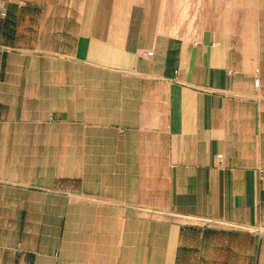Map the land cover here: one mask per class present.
<instances>
[{
  "label": "crops",
  "instance_id": "1",
  "mask_svg": "<svg viewBox=\"0 0 264 264\" xmlns=\"http://www.w3.org/2000/svg\"><path fill=\"white\" fill-rule=\"evenodd\" d=\"M0 8V264H264V0Z\"/></svg>",
  "mask_w": 264,
  "mask_h": 264
},
{
  "label": "rangeland",
  "instance_id": "2",
  "mask_svg": "<svg viewBox=\"0 0 264 264\" xmlns=\"http://www.w3.org/2000/svg\"><path fill=\"white\" fill-rule=\"evenodd\" d=\"M202 1L203 0H194V10L193 7L190 3L189 5V1L188 0H179V6L181 8V22H183L185 19H187V13L190 10L191 13V17L193 20H195L196 22L198 21V17H199V13H200V9H201V5H202ZM214 2H217L219 0H213ZM249 0H245V4L248 2ZM263 1V0H261Z\"/></svg>",
  "mask_w": 264,
  "mask_h": 264
},
{
  "label": "built area",
  "instance_id": "3",
  "mask_svg": "<svg viewBox=\"0 0 264 264\" xmlns=\"http://www.w3.org/2000/svg\"><path fill=\"white\" fill-rule=\"evenodd\" d=\"M5 15H6L5 9L0 8V17H4ZM145 54H146V56H151L153 53H152V51H147ZM255 85L259 86V80L258 79L255 80ZM218 159L220 162H222V155H219Z\"/></svg>",
  "mask_w": 264,
  "mask_h": 264
}]
</instances>
